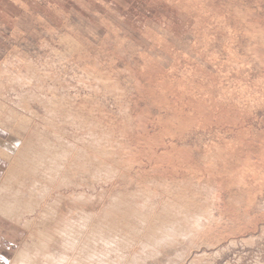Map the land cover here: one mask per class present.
I'll use <instances>...</instances> for the list:
<instances>
[{
  "label": "rangeland",
  "instance_id": "1",
  "mask_svg": "<svg viewBox=\"0 0 264 264\" xmlns=\"http://www.w3.org/2000/svg\"><path fill=\"white\" fill-rule=\"evenodd\" d=\"M33 263L264 264V0H0V264Z\"/></svg>",
  "mask_w": 264,
  "mask_h": 264
},
{
  "label": "bare ground",
  "instance_id": "2",
  "mask_svg": "<svg viewBox=\"0 0 264 264\" xmlns=\"http://www.w3.org/2000/svg\"><path fill=\"white\" fill-rule=\"evenodd\" d=\"M7 67V66H6ZM90 77V76H89ZM51 102V101H50ZM75 104V103H74ZM10 119V118H9ZM27 125V124H26ZM69 161V160H68ZM7 178H9V177H7ZM63 189V188H62ZM25 190V189H24ZM74 192V191H73ZM18 199V198H17ZM29 204V203H28ZM93 215V214H92ZM88 216V215H87ZM72 217V216H71ZM90 217V216H89ZM88 217H86V219H87ZM85 219V220H86ZM174 222V221H173ZM65 223V222H64ZM69 223V222H68ZM68 225V224H67ZM54 226V225H53ZM90 226V225H89ZM59 227V226H58ZM47 229V228H46ZM71 230V229H70ZM59 231V230H58ZM74 231V230H73ZM80 232H81V230H80ZM64 233V232H63ZM90 233H93V232H90ZM94 234V233H93ZM102 234V233H101ZM96 236V235H95ZM89 237H91V235L89 236ZM79 239V238H78ZM77 239V240H78ZM105 239V238H104ZM91 240V239H90ZM79 241V240H78ZM46 242V241H45ZM49 242V241H48ZM84 242V241H83ZM90 242V241H89ZM69 243V242H68ZM108 244V243H107ZM77 247H78V245H77ZM63 248V247H62ZM61 248V249H62ZM72 248V247H71ZM86 248V247H85ZM68 249H70V248H68ZM83 249V248H82ZM41 250V249H40ZM86 250V249H85ZM63 252V251H62ZM50 254V253H49ZM48 255V254H47ZM62 257V256H61ZM54 258H56V257H54ZM36 259V258H35ZM62 259V258H61ZM86 259V258H85ZM82 259L83 261H85L84 263H86L87 261L86 260H88V259ZM63 261V260H62ZM80 261V260H79ZM78 261V262H79ZM88 261H91V260H88ZM35 262H38V261H35ZM66 262H67V260H66ZM82 263V262H81ZM34 264V263H33ZM48 264H51V263H48ZM75 264V263H74Z\"/></svg>",
  "mask_w": 264,
  "mask_h": 264
}]
</instances>
